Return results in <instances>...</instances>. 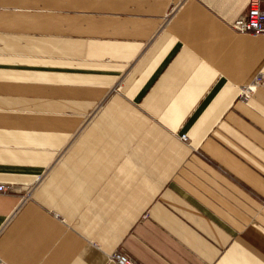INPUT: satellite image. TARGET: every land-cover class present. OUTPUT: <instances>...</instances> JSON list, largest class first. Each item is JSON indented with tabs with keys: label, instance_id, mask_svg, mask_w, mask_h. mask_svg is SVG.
I'll use <instances>...</instances> for the list:
<instances>
[{
	"label": "crops",
	"instance_id": "crops-1",
	"mask_svg": "<svg viewBox=\"0 0 264 264\" xmlns=\"http://www.w3.org/2000/svg\"><path fill=\"white\" fill-rule=\"evenodd\" d=\"M248 4L0 0V264H264Z\"/></svg>",
	"mask_w": 264,
	"mask_h": 264
},
{
	"label": "built area",
	"instance_id": "built-area-1",
	"mask_svg": "<svg viewBox=\"0 0 264 264\" xmlns=\"http://www.w3.org/2000/svg\"><path fill=\"white\" fill-rule=\"evenodd\" d=\"M232 29L238 33L252 35L264 34V0H249L248 9L232 25ZM264 85V71L258 72L253 79L242 86L240 98L249 101L257 86ZM182 140L188 141L186 134L181 135ZM15 182H0V193H13L16 190ZM27 198L31 197V192H27ZM111 260L115 264H142L134 256L123 249H118L111 255Z\"/></svg>",
	"mask_w": 264,
	"mask_h": 264
}]
</instances>
